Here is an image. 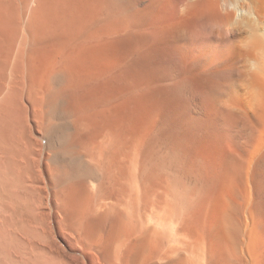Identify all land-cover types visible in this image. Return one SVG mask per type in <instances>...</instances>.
<instances>
[{
	"label": "bare ground",
	"instance_id": "1",
	"mask_svg": "<svg viewBox=\"0 0 264 264\" xmlns=\"http://www.w3.org/2000/svg\"><path fill=\"white\" fill-rule=\"evenodd\" d=\"M1 259L264 264V0H0Z\"/></svg>",
	"mask_w": 264,
	"mask_h": 264
},
{
	"label": "rangeland",
	"instance_id": "2",
	"mask_svg": "<svg viewBox=\"0 0 264 264\" xmlns=\"http://www.w3.org/2000/svg\"><path fill=\"white\" fill-rule=\"evenodd\" d=\"M2 258H3V257H2ZM1 260H2V261H4V262L7 264V260H5V259H4V260H3V259H1ZM2 264H3V262H2Z\"/></svg>",
	"mask_w": 264,
	"mask_h": 264
}]
</instances>
